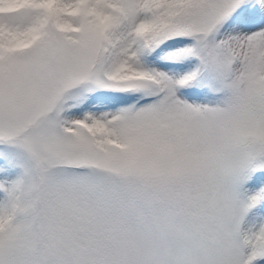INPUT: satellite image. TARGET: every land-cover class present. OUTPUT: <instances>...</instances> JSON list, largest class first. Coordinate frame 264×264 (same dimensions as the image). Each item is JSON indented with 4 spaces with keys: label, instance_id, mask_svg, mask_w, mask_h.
I'll return each mask as SVG.
<instances>
[{
    "label": "snow or ice",
    "instance_id": "1",
    "mask_svg": "<svg viewBox=\"0 0 264 264\" xmlns=\"http://www.w3.org/2000/svg\"><path fill=\"white\" fill-rule=\"evenodd\" d=\"M0 264H264V0H0Z\"/></svg>",
    "mask_w": 264,
    "mask_h": 264
}]
</instances>
